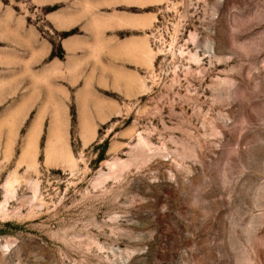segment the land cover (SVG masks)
Returning a JSON list of instances; mask_svg holds the SVG:
<instances>
[{
    "label": "rangeland",
    "instance_id": "374dc122",
    "mask_svg": "<svg viewBox=\"0 0 264 264\" xmlns=\"http://www.w3.org/2000/svg\"><path fill=\"white\" fill-rule=\"evenodd\" d=\"M0 264H264V0H0Z\"/></svg>",
    "mask_w": 264,
    "mask_h": 264
},
{
    "label": "crops",
    "instance_id": "0c3cea01",
    "mask_svg": "<svg viewBox=\"0 0 264 264\" xmlns=\"http://www.w3.org/2000/svg\"><path fill=\"white\" fill-rule=\"evenodd\" d=\"M142 46H143V49L146 51V50H147L146 42H142ZM140 48H141V47H140Z\"/></svg>",
    "mask_w": 264,
    "mask_h": 264
}]
</instances>
